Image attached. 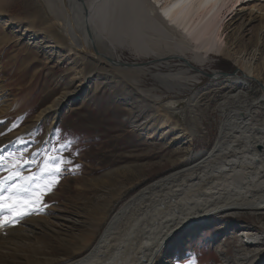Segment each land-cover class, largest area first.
Here are the masks:
<instances>
[{"label":"rangeland","instance_id":"1","mask_svg":"<svg viewBox=\"0 0 264 264\" xmlns=\"http://www.w3.org/2000/svg\"><path fill=\"white\" fill-rule=\"evenodd\" d=\"M41 2L0 0V194L24 199L31 195L18 190L24 186L43 194L29 206L42 205L38 212L5 228L54 216L59 211L53 207L64 209L67 219L52 217V227H37L22 241L27 249H1L0 264H35L36 256L43 255L28 246H41L60 261L77 257L85 250L73 252L81 245L87 198L98 205L97 217L107 219L122 201L182 166L187 156L211 149L232 110L244 108L264 118V19L243 12L224 31L236 54L211 52L197 72L173 53L153 61L116 42L113 59L125 65H115L95 48L71 45L56 16ZM244 53L250 59L253 55L252 63L239 59ZM243 64L251 67L253 78L242 84L228 75L215 80L209 76L211 71L242 70ZM165 74L185 78V85L174 87ZM61 101V110L32 127ZM30 128L21 137L26 144L16 148L14 138ZM102 228L103 223L95 239ZM245 228L264 230V213H213L175 233L159 264H264V233L257 244L247 246L239 235ZM255 252L256 262L244 259Z\"/></svg>","mask_w":264,"mask_h":264},{"label":"bare ground","instance_id":"2","mask_svg":"<svg viewBox=\"0 0 264 264\" xmlns=\"http://www.w3.org/2000/svg\"><path fill=\"white\" fill-rule=\"evenodd\" d=\"M40 1L56 16L58 27L71 45L95 48L101 56L115 62L119 61L117 57L113 59L115 42L136 56L150 57L153 61L173 53L197 72H200L197 66L205 63L211 52L236 54L231 45H227L224 31L238 21L243 12L251 13L252 17L256 15L260 22L264 19V0ZM240 23L245 25L243 20ZM102 46H105L104 51H99ZM252 58L253 55L251 59L249 55L245 57V53L239 56L250 62ZM252 73L251 67L243 64L242 70L227 77H236L231 78L232 81L242 84L245 79L253 78ZM164 76L176 88L185 85V78L176 74ZM218 78L221 77L214 75L212 80ZM262 86L263 99L264 84ZM60 103L55 108H47L36 121L58 111ZM222 127L223 132L211 149L187 156L182 166L122 201L107 219L97 217L98 205L89 204L87 198L85 203L89 207L83 210L85 221L79 228L81 245L76 248L72 245L73 252L85 250L77 257L60 261L50 253L45 254L41 246H28V250L43 255L36 256L35 264H159L169 239L184 227L197 225L217 212L247 209L264 213V118H256L247 109L237 108L227 114ZM30 130L20 133L16 148L26 144L21 137ZM52 209L59 212L46 218H28L16 228H0V254L2 250L9 253L13 249H27L22 241L37 227H52V217L61 222L67 219L64 209ZM36 222H39L37 226ZM101 223L102 231L95 239V231ZM263 233L264 230L257 228H245L239 235H244L249 246L257 244ZM258 255L255 252L244 259L256 262Z\"/></svg>","mask_w":264,"mask_h":264},{"label":"snow or ice","instance_id":"3","mask_svg":"<svg viewBox=\"0 0 264 264\" xmlns=\"http://www.w3.org/2000/svg\"><path fill=\"white\" fill-rule=\"evenodd\" d=\"M2 134V133H0ZM2 159V157H0ZM55 173H59L61 171L59 165L55 166ZM11 179V177H9ZM26 179L31 180L32 177H27ZM19 191H23L25 193H30L31 195L27 196V198H20L16 195H3L0 194V228L6 227L8 224H13L15 221L22 219L25 215L32 214L33 211H39L42 205L36 206L34 208H30V205H36L38 201L42 198V193L35 192L31 188L24 186L18 189ZM50 190V187L49 189ZM12 192V189H9V193ZM7 213L5 215L4 213Z\"/></svg>","mask_w":264,"mask_h":264},{"label":"water","instance_id":"4","mask_svg":"<svg viewBox=\"0 0 264 264\" xmlns=\"http://www.w3.org/2000/svg\"><path fill=\"white\" fill-rule=\"evenodd\" d=\"M111 62L114 63L115 65H125L124 63H121L120 61H116V62L115 61H111ZM237 72L238 71L236 70V71L231 72L230 74H226V73H219V74H217V73H215L214 75H217L219 77H224L226 75H228V76L234 75ZM214 75H213V73H210L209 74V76L211 77V79L213 78ZM261 87H263V86L261 85ZM61 109H62V103H60V105L58 107V111L61 110Z\"/></svg>","mask_w":264,"mask_h":264}]
</instances>
